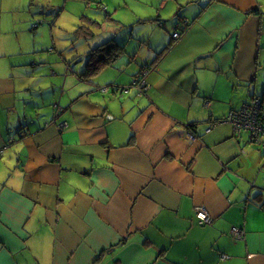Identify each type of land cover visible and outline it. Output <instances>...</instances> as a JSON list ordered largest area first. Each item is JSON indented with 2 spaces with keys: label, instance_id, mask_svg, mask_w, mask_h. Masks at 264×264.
<instances>
[{
  "label": "crops",
  "instance_id": "obj_1",
  "mask_svg": "<svg viewBox=\"0 0 264 264\" xmlns=\"http://www.w3.org/2000/svg\"><path fill=\"white\" fill-rule=\"evenodd\" d=\"M92 2L116 56L86 80L59 29ZM36 51L45 72L81 82L63 84L47 120L25 113L20 75L45 60ZM253 97L264 100V0H153L146 11L0 0V264H264V147L224 120Z\"/></svg>",
  "mask_w": 264,
  "mask_h": 264
},
{
  "label": "rangeland",
  "instance_id": "obj_2",
  "mask_svg": "<svg viewBox=\"0 0 264 264\" xmlns=\"http://www.w3.org/2000/svg\"><path fill=\"white\" fill-rule=\"evenodd\" d=\"M110 2L111 0H105ZM123 1V0H121ZM127 4L131 7L142 8L146 11L149 6L152 5L153 0H125ZM106 4V3H105ZM98 2H92L89 7L82 8L75 16L63 17L61 15V24L59 29V40L62 42L61 53L68 56V61H71V66H73L76 72L81 71V66L83 67L87 61V55L84 51H87L89 47L97 42H103L109 39L115 31L111 29L108 30L110 26L108 24V16L105 14L104 8H99ZM113 5H111L108 10L113 14ZM120 10V9H119ZM120 13V11H119ZM113 19H117L112 16ZM97 18V19H95ZM35 26V25H33ZM179 31V30H178ZM120 34V30L118 31ZM90 45V46H89ZM36 55H44L45 60L39 59L38 61L33 60L29 63L28 73H23L20 75V79L26 84L27 94L23 96L24 103H28L29 111H25L27 115L36 116V113H44V119L47 120L48 116L53 113L56 114L60 110V106L57 109L55 107L59 104L56 98L65 100L67 98L66 94H62L63 84L66 88H69L76 83V85L81 86V82L77 79V75L68 73L67 78L64 76H56L45 72L47 70L46 57L47 53L42 51L34 52ZM56 54H58L56 52ZM50 59L53 58L52 55ZM62 60V57H61ZM35 61V62H34ZM63 61V60H62ZM76 68H75V67ZM84 68V67H83ZM82 68V69H83ZM80 78H83L81 74H78ZM101 76V75H98ZM103 77V76H102ZM101 77V78H102ZM76 80V81H75ZM79 81V83H77ZM105 86H110L103 84L100 86L99 92L102 96L109 97L107 91H104ZM122 86V85H120ZM129 86V84H127ZM103 93V94H102ZM58 103V104H57ZM60 105V104H59ZM54 108V109H53ZM42 111H35V110ZM42 119V118H41ZM86 163L85 159H79L78 162L75 161L74 169L72 175L67 176L68 179H78L79 174L83 171V164ZM78 184V181L76 182Z\"/></svg>",
  "mask_w": 264,
  "mask_h": 264
},
{
  "label": "built area",
  "instance_id": "obj_3",
  "mask_svg": "<svg viewBox=\"0 0 264 264\" xmlns=\"http://www.w3.org/2000/svg\"><path fill=\"white\" fill-rule=\"evenodd\" d=\"M179 36L180 32L178 30L172 32V38L176 39ZM147 71L148 68L144 69L143 74L140 73L134 80L133 85L139 92L145 89L146 84L143 75ZM123 90L127 91L128 86L123 88ZM224 120L231 124L233 130L237 134L244 132L248 135V140L250 142L257 143L264 147V100L262 98L253 97L249 103L242 105L239 109H232ZM189 139L190 136L188 137V140ZM195 217L200 223L209 224L212 222V218L202 208H197L195 210ZM231 233L236 238H240L243 235V231L236 227L231 228Z\"/></svg>",
  "mask_w": 264,
  "mask_h": 264
},
{
  "label": "trees",
  "instance_id": "obj_4",
  "mask_svg": "<svg viewBox=\"0 0 264 264\" xmlns=\"http://www.w3.org/2000/svg\"><path fill=\"white\" fill-rule=\"evenodd\" d=\"M110 41H103L88 52L87 61L81 71L83 79L91 78L103 65L108 64L116 56L115 45Z\"/></svg>",
  "mask_w": 264,
  "mask_h": 264
}]
</instances>
